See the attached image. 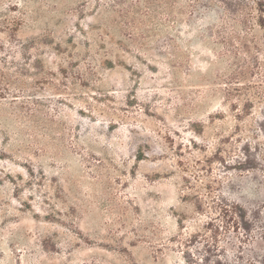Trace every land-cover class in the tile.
Instances as JSON below:
<instances>
[{
	"label": "rangeland",
	"instance_id": "374dc122",
	"mask_svg": "<svg viewBox=\"0 0 264 264\" xmlns=\"http://www.w3.org/2000/svg\"><path fill=\"white\" fill-rule=\"evenodd\" d=\"M0 264H264V0H0Z\"/></svg>",
	"mask_w": 264,
	"mask_h": 264
},
{
	"label": "trees",
	"instance_id": "16d2710c",
	"mask_svg": "<svg viewBox=\"0 0 264 264\" xmlns=\"http://www.w3.org/2000/svg\"><path fill=\"white\" fill-rule=\"evenodd\" d=\"M223 209H226L225 211L228 212L230 216H233V217L235 216L234 219H236V217L238 216L244 217V214H245L243 208H241L238 204H232L229 206V208L223 207Z\"/></svg>",
	"mask_w": 264,
	"mask_h": 264
}]
</instances>
